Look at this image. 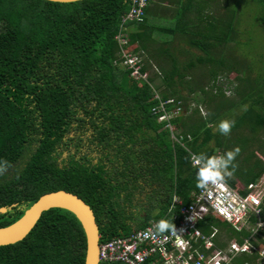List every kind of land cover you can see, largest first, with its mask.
Segmentation results:
<instances>
[{"label": "trees", "instance_id": "trees-1", "mask_svg": "<svg viewBox=\"0 0 264 264\" xmlns=\"http://www.w3.org/2000/svg\"><path fill=\"white\" fill-rule=\"evenodd\" d=\"M253 3L254 19L264 29V0ZM150 5L151 0L142 23H123H128L129 49L141 56L140 70L148 73L147 80H135L118 64L120 45L114 38L123 32L119 24L128 0H0V160L9 165L0 175V207H6L0 227L42 193L63 189L89 206L99 241L107 240L150 220L173 222L167 212L172 197L186 204L198 189L192 153L222 154L239 146L234 175L225 182L230 187L254 182L264 171L251 149L264 131V69H255L248 80L229 78L233 62L221 54V47L235 40L234 0H182L176 18L158 26L147 22ZM155 31L162 33L160 42L152 37ZM172 41L183 45L181 55L189 49L201 54L181 63ZM198 64L211 66L204 85L192 75ZM154 91L160 100H182L186 114L168 121L179 141L170 138L165 121L150 114L158 102ZM224 119L235 121L228 136L216 131ZM63 151L67 155L58 163ZM141 199L146 202L139 204ZM260 217L264 220V209ZM210 225L236 241L248 233L209 214L197 223L205 234ZM259 234L264 225L254 241L264 244ZM84 251L78 220L52 207L22 239L0 245V264H82ZM255 258L243 253L234 263Z\"/></svg>", "mask_w": 264, "mask_h": 264}, {"label": "built area", "instance_id": "built-area-1", "mask_svg": "<svg viewBox=\"0 0 264 264\" xmlns=\"http://www.w3.org/2000/svg\"><path fill=\"white\" fill-rule=\"evenodd\" d=\"M149 0H128L129 8L121 16V31L114 38L120 45L118 64L129 69V75L135 80H147V72L141 71V56L131 52L128 45V23L134 25L143 22L144 10ZM158 102L150 109V114L157 121H165V127L172 134L171 118L185 115V109L180 100L173 98L160 100L154 91ZM175 141H179L172 134ZM221 154L216 150L214 155ZM190 160V156H189ZM191 162V161H190ZM244 190V191H242ZM264 171L254 182L245 186L230 187L226 183L211 187L209 193L200 189L191 193L190 202L183 204L173 196L167 212L170 213L177 232L157 234L150 221L143 228L132 230L127 235L114 236L97 244V261L118 262L121 264H144L150 260L151 264H235L234 259L240 254H255V263H264V247H259L253 240L257 231L264 225L260 213L264 209ZM177 206V211L175 210ZM212 215L227 223L233 230L248 231L241 241L230 240L224 247L217 246L216 228L213 227L207 234L197 226L198 221L206 215ZM250 216L255 221H250ZM200 247V248H199Z\"/></svg>", "mask_w": 264, "mask_h": 264}, {"label": "rangeland", "instance_id": "rangeland-1", "mask_svg": "<svg viewBox=\"0 0 264 264\" xmlns=\"http://www.w3.org/2000/svg\"><path fill=\"white\" fill-rule=\"evenodd\" d=\"M158 1H165V0H151L150 8L154 13L161 14V10H156L159 5H157ZM236 9H237V15L235 16V33L234 38L235 40L233 42L227 43L225 46L221 47V54L225 60H230L228 62L232 63V67L228 72V77L233 78V76L237 75L242 78H253L255 76L256 70L258 68L264 69V29L258 25V23L255 21L254 17L256 16V11L258 6H255L253 3V0H234ZM147 22L154 25L159 24H166L165 18L163 16L155 17L153 15L146 16ZM253 22H256L257 25L253 24ZM133 28V27H132ZM158 32L161 34H158ZM155 31L152 34V37H154L155 41L160 42V40L163 39V37L159 38L158 36H162V33L160 31ZM171 39V38H170ZM179 39V38H177ZM180 40V39H179ZM173 48L175 49V56L177 57V60L180 59L181 63L187 61L189 59V55H199L201 54L199 51L194 49H189V54L181 55L179 54V48H182V44L178 42L172 41ZM186 48V46H185ZM149 50H144L142 54V58L148 57ZM151 68L153 69V65L155 64L152 60L151 62ZM211 68L210 65H203L198 64L194 68V72L192 75L194 76V79L198 81V85H204L207 79V73L208 70ZM225 69V68H224ZM256 69V70H255ZM207 70V72H206ZM206 72V75L203 80V74ZM148 74V73H147ZM248 80V79H247ZM204 81V82H203ZM129 83V80H127ZM183 96L186 97V93L181 92ZM192 97H196V93L190 95ZM229 97H232L230 94ZM182 101V100H180ZM187 102L188 104H193L191 100L188 97ZM182 103V102H181ZM196 106V105H195ZM199 112L202 114V112H206V109H204L201 104L199 105ZM172 131L176 130L174 126H171L170 128ZM257 140L252 142L251 149L254 150V153L258 158H260L264 162V131L259 132L257 135ZM170 138H172L173 141L174 138L172 137V134L170 133ZM261 140V141H260ZM261 142V144H260ZM66 152H61L58 156H56V160L59 163V161L66 157ZM142 198V197H140ZM137 200V199H136ZM143 199H141L142 201ZM139 202V204L145 203L144 201ZM132 224V223H131ZM219 239L225 240V236L221 232V229H219Z\"/></svg>", "mask_w": 264, "mask_h": 264}, {"label": "water", "instance_id": "water-1", "mask_svg": "<svg viewBox=\"0 0 264 264\" xmlns=\"http://www.w3.org/2000/svg\"><path fill=\"white\" fill-rule=\"evenodd\" d=\"M52 207L63 208L71 212L78 220L85 241L82 264H98V228L94 215L81 198L63 189L42 193L23 211L20 217L10 224L0 227V245L14 243L22 239L32 228L40 213ZM5 211L6 207L1 206L0 212Z\"/></svg>", "mask_w": 264, "mask_h": 264}, {"label": "clouds", "instance_id": "clouds-1", "mask_svg": "<svg viewBox=\"0 0 264 264\" xmlns=\"http://www.w3.org/2000/svg\"><path fill=\"white\" fill-rule=\"evenodd\" d=\"M52 2L74 3L75 0H52ZM244 110H247V105L244 106ZM202 114L205 117L207 116L206 112H202ZM234 125V120L224 119L218 122L216 131L224 136H228ZM239 152L240 148L236 146L232 150L222 154L209 155L205 152L190 154L192 167L196 170V187L205 193H209L211 187L225 183L227 179L234 175L236 168L235 158ZM8 166L7 161L0 160V175L6 172ZM153 229L157 234L161 235L167 232H172L173 234L177 232L173 222H169L164 218L156 221L153 225Z\"/></svg>", "mask_w": 264, "mask_h": 264}, {"label": "crops", "instance_id": "crops-1", "mask_svg": "<svg viewBox=\"0 0 264 264\" xmlns=\"http://www.w3.org/2000/svg\"><path fill=\"white\" fill-rule=\"evenodd\" d=\"M182 0H165L164 2L163 1H158L157 2V5H159L160 7H158L156 10H161V14H158V13H154L153 11H152V13H149L148 15H153V16H155V17H159V16H163L165 19H172V18H174V16H175V18H176V15L175 14H177L178 13V10H179V7H180V2H181ZM153 9V8H152ZM164 10V12H162ZM166 10V11H165ZM191 15V14H190ZM166 21V20H165ZM166 24H167V22H166ZM241 185V184H240ZM238 186H239V184H238ZM156 209V208H155ZM154 209V210H155ZM212 216V215H211ZM214 217V216H213ZM214 218H216V217H214ZM216 219H218V218H216ZM220 220V219H219ZM151 221V220H150ZM152 222H155V221H152ZM224 222V221H223ZM213 227H215L216 228V231H217V234H216V240H215V243H216V245H217V242H220V244H223V245H221V247H224L230 240H236L234 237H230L229 239H227L226 237H225V240H226V242L224 241V240H221L220 241V239H219V235H218V233H219V229H221V227H217V226H215V225H210L209 226V232L211 231V229L213 228ZM235 231V230H234ZM247 231V230H246ZM208 232V233H209ZM221 232L223 233V235H224V231L221 229ZM235 232H237V231H235ZM248 232V231H247ZM203 233V232H202ZM205 234V233H204ZM207 234V233H206ZM248 234V233H247ZM246 234V235H247ZM246 235H244V236H246ZM260 235V234H259ZM258 235V236H259ZM225 236V235H224ZM243 236V237H244ZM242 236H241V239L243 238ZM256 237V236H255ZM260 237H261V239L264 241V234H261L260 235ZM253 241H255L256 242V238H255V240H253ZM259 247H264V244L262 243V242H259V240H258V242L256 243ZM241 255V254H240ZM240 255H238V257H240ZM249 255H252V254H249ZM237 257V256H236ZM235 257V258H236ZM256 259H257V257L254 259V262L253 263H255L256 262ZM260 264H262V263H260ZM264 264V263H263Z\"/></svg>", "mask_w": 264, "mask_h": 264}]
</instances>
